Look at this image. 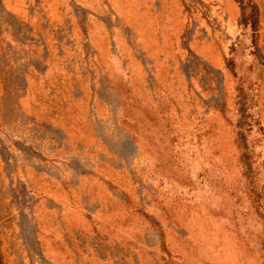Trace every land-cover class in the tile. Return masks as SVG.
<instances>
[{
  "label": "rangeland",
  "instance_id": "obj_1",
  "mask_svg": "<svg viewBox=\"0 0 264 264\" xmlns=\"http://www.w3.org/2000/svg\"><path fill=\"white\" fill-rule=\"evenodd\" d=\"M0 264H264V0H0Z\"/></svg>",
  "mask_w": 264,
  "mask_h": 264
}]
</instances>
